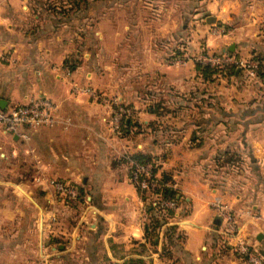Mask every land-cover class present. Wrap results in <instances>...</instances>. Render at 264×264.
I'll return each mask as SVG.
<instances>
[{"label":"crops","instance_id":"0c3cea01","mask_svg":"<svg viewBox=\"0 0 264 264\" xmlns=\"http://www.w3.org/2000/svg\"><path fill=\"white\" fill-rule=\"evenodd\" d=\"M76 1L0 0L1 107L38 95L56 106L55 122L25 141L0 132V264H250L239 239L264 260V79L237 67L203 80L188 59L263 53L264 0ZM87 87L118 99L140 128L113 134L112 106ZM135 153L179 184L155 245L122 160ZM56 180L82 198L64 199ZM216 200L236 238L221 236ZM170 225L182 240L166 255Z\"/></svg>","mask_w":264,"mask_h":264},{"label":"built area","instance_id":"2783aa9c","mask_svg":"<svg viewBox=\"0 0 264 264\" xmlns=\"http://www.w3.org/2000/svg\"><path fill=\"white\" fill-rule=\"evenodd\" d=\"M194 63L201 65H235L238 68L248 69L252 73L257 64L254 60L238 59L231 53H213L202 50L197 54L188 57ZM176 61L183 62L184 57L177 58ZM83 91L95 100L112 106L110 125L113 134L121 137L123 134V119L130 113V109L121 104L116 98H107L93 88H85ZM56 106L52 100L44 95L31 97L28 100L16 105L2 108L0 105V132L11 136H18L25 141L29 138V132L39 127L50 126L55 122ZM131 182L136 188L143 192H149L153 205H158L163 211L171 210L174 215L179 202L171 198L162 196V189L168 187L178 189L179 184L175 179L162 182L160 175L153 172L152 163L136 164L134 169L129 171ZM52 186L58 194L66 200H72L79 195L78 189L70 183L53 181ZM215 209L222 218L221 236L227 240L238 236V228L230 210L221 201L216 200ZM165 212L163 225H168L173 217ZM236 251L245 256L250 264H264V260L257 250H254L247 240L239 239L234 246Z\"/></svg>","mask_w":264,"mask_h":264},{"label":"trees","instance_id":"16d2710c","mask_svg":"<svg viewBox=\"0 0 264 264\" xmlns=\"http://www.w3.org/2000/svg\"><path fill=\"white\" fill-rule=\"evenodd\" d=\"M72 1V0H71ZM73 2L76 4L77 1L73 0ZM250 60H254L257 64L256 69H255V74H257L259 77L264 79V52L263 53H257L251 56L249 58ZM68 63V66L72 68L75 63L72 61L66 60ZM196 65V70L199 76L203 80L211 81L213 78L218 77V76H233L236 73L237 67L235 65H225V66H216V65H201L199 63H195ZM161 106L160 103H151L149 108L150 111L156 112ZM133 114L129 115V119L126 122V117L123 119V135L127 136L130 133V126L133 128H140V125L133 122L132 118ZM151 128L154 129V125H151ZM124 162H130L129 164V171L131 169H134L136 164H146V163H152L153 166V172H158V160L155 159L154 156H149L147 154L143 153H135L131 155L129 158L122 159ZM161 181L166 182L170 180L171 176L170 174H161L160 175ZM138 190V189H137ZM141 198L147 202V208H146V214H147V219H146V225H145V238L147 241L150 242V244H157L158 243V234L161 229L162 223L165 221V212L169 215H172L173 212L171 210L163 211L162 208H160L158 205H153V200L151 199L150 193L143 192L138 190ZM82 192H79V195L77 196L78 198H82ZM162 196L164 198H171L173 200H176L180 202L179 200V192L178 189H171L168 187H164L162 189ZM172 216H175L172 215ZM163 237H165V242L162 245V251L166 255H170L171 253V247L174 244V241L182 240V236L180 233L176 231V226L170 225L167 227V229H164L162 232Z\"/></svg>","mask_w":264,"mask_h":264},{"label":"water","instance_id":"95a60500","mask_svg":"<svg viewBox=\"0 0 264 264\" xmlns=\"http://www.w3.org/2000/svg\"><path fill=\"white\" fill-rule=\"evenodd\" d=\"M214 20H213V17L212 18H208V22H213ZM1 101H0V105H1ZM17 136L16 135H14V138H16Z\"/></svg>","mask_w":264,"mask_h":264},{"label":"rangeland","instance_id":"374dc122","mask_svg":"<svg viewBox=\"0 0 264 264\" xmlns=\"http://www.w3.org/2000/svg\"><path fill=\"white\" fill-rule=\"evenodd\" d=\"M196 54H197V53H196ZM194 55H195V54H194ZM164 238H165V237H164ZM164 238H163V239H164Z\"/></svg>","mask_w":264,"mask_h":264}]
</instances>
